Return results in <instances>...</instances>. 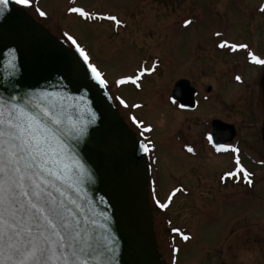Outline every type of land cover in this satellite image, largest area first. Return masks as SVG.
I'll use <instances>...</instances> for the list:
<instances>
[{
  "label": "rangeland",
  "instance_id": "374dc122",
  "mask_svg": "<svg viewBox=\"0 0 264 264\" xmlns=\"http://www.w3.org/2000/svg\"><path fill=\"white\" fill-rule=\"evenodd\" d=\"M246 2L33 0L32 7L25 8L52 33V26L59 27L81 46H86L90 62L98 65L109 81V93L121 116L135 131L137 121L142 122L144 128L150 127L158 159L155 179L164 193L176 184L174 179L180 174L186 182L194 174L191 164L198 162L176 152L174 134L181 129L194 133L206 127L211 111L219 105L213 95L219 96L220 101L231 100L229 121L237 124L244 140L262 144L260 137L255 138L253 133L261 134L264 122V80L261 81L264 68L244 52L220 47L223 41L248 43L256 51L253 54L259 57L262 54L264 23L250 17L247 6L252 3L247 5ZM74 6L116 15L123 23H84L75 14L70 16L66 12ZM40 11L47 15L41 16ZM185 20L192 23L186 26ZM146 68L153 70L140 77L137 81L140 87L131 82L116 83L121 77L138 75ZM236 76L241 77L240 82ZM180 80H188L199 91L201 102L209 95L213 96V102L201 103L194 113L173 109L170 96ZM208 87H211L210 92ZM121 99L126 103L121 104ZM261 168H254L258 178L253 190L225 199L217 186L224 168H219L216 160L198 165L196 173L200 172L205 178L215 175L205 189H199V198L179 199L171 211L175 224L187 227L193 236L189 245L180 244L176 256L171 254L174 257L171 264H264V167ZM164 196L158 199L163 202ZM233 226L237 228L233 232L238 234L239 228L245 227L247 243L239 235L226 240ZM154 230L158 250L160 254L165 252L162 259L169 261L160 218Z\"/></svg>",
  "mask_w": 264,
  "mask_h": 264
},
{
  "label": "water",
  "instance_id": "95a60500",
  "mask_svg": "<svg viewBox=\"0 0 264 264\" xmlns=\"http://www.w3.org/2000/svg\"><path fill=\"white\" fill-rule=\"evenodd\" d=\"M10 63L16 64L14 74ZM16 92L54 105L70 124L85 128L82 137L72 134L66 141L72 149L69 157L83 170L80 192L72 195L98 250L90 264L111 260L105 246L113 241L118 264H166L154 231L148 152L141 147L145 143L114 106L107 88L92 79L79 51L10 0L0 16V93ZM197 94L188 80H180L172 100L181 109L195 110Z\"/></svg>",
  "mask_w": 264,
  "mask_h": 264
},
{
  "label": "snow or ice",
  "instance_id": "6c2138e0",
  "mask_svg": "<svg viewBox=\"0 0 264 264\" xmlns=\"http://www.w3.org/2000/svg\"><path fill=\"white\" fill-rule=\"evenodd\" d=\"M9 3L10 0H0V16L5 14ZM15 3L30 6L33 0H15ZM67 11L85 19H106L116 25L123 23L116 15L93 13L83 7H69ZM39 14L47 15L44 11ZM191 23V20L184 21L186 26ZM65 36L83 57L92 72V79L102 88H108L109 81L98 65L90 62L88 52L76 39L67 33ZM225 46L232 49L249 47L247 44L223 41L220 47ZM248 55L253 62L264 65V59L251 52ZM10 68L14 74L16 64L10 63ZM152 70L146 68L138 75L123 76L116 83L123 85L131 82L140 87L137 81L145 72ZM235 79L239 81L241 77L236 76ZM120 103L126 102L121 99ZM132 119L136 121L135 116ZM148 130H151L150 127ZM72 134L82 137L85 128L70 124L66 116L55 110L54 105L19 92L7 96L0 93V264H90L96 259L97 247L77 211L82 206L72 195L73 192H80L78 177L83 175L82 166L68 155L72 149L66 137ZM207 139L213 141L211 132L207 134ZM141 147L145 152L150 150L147 145ZM216 147L217 150L232 148L222 144ZM187 151L191 153L194 149L188 146ZM234 151L239 152V149ZM236 162L240 164L238 156ZM241 174L252 186V173L246 169L238 168L235 172H228L227 176ZM182 191L186 189L177 187L168 196L167 202L156 199L155 203L161 209H167L173 197ZM172 231L185 241L192 238L180 228H173ZM114 244L115 241L113 246H105V252L112 256L104 264H118Z\"/></svg>",
  "mask_w": 264,
  "mask_h": 264
},
{
  "label": "flooded vegetation",
  "instance_id": "af4514ba",
  "mask_svg": "<svg viewBox=\"0 0 264 264\" xmlns=\"http://www.w3.org/2000/svg\"><path fill=\"white\" fill-rule=\"evenodd\" d=\"M249 3H252V5H248ZM246 4L248 5L247 7V11L250 13V17L252 16L253 19H255V22H263L264 23V10L262 9V6H264V0H247ZM22 7H27V6H23L20 5ZM32 7V5H30ZM35 7V6H34ZM86 11H88V9L84 8ZM67 13L71 15L75 14V13H70L68 11H66ZM89 12H93V13H99L96 12L93 9H90ZM105 15V13H100ZM68 15V14H67ZM77 18H79L81 21H83L84 23H89V24H93V23H101L104 21H109V20H98V19H85L80 17L78 14H75ZM41 23V22H40ZM42 24V23H41ZM43 25V24H42ZM44 26V25H43ZM53 28V34L61 39H63L68 45L74 47L75 45H73L71 43V41L67 38V36H65V33H67L66 31H64L63 29H60L59 27H55L52 26ZM51 33L52 31L49 30ZM113 32H118V30L113 29ZM68 34V33H67ZM247 44L249 47L247 49H232L233 52H244L246 54H248L249 52H255V50H253L251 48V46L248 43H244ZM82 48H84L87 51V47L86 46H81ZM262 50V54H260V58L264 59V49L261 48ZM251 64V63H250ZM262 68H264V65H261ZM261 81L264 80V74L261 76ZM240 82V80H239ZM193 87V86H192ZM209 92L211 91V87H208ZM262 90L264 91V86L262 88ZM198 91V90H197ZM214 97H216V101L219 104L218 108L216 110H212L211 111V116L208 118L207 121V125L206 127L202 128V130L200 131H196L194 133L189 132V130L187 129H181L178 130L177 133H175L174 135L176 136V144H177V153L185 158H189L191 160H196L198 163H192V170H194V174H192V177L189 178V180L186 182V180H184L182 174H180L177 178L174 179V181L176 182V184L169 190H167L166 192L162 193L161 192V187L159 185V183L156 181L155 179V171H156V165L158 163V159H157V153H156V145L154 140L152 139V133H150V131L145 130L142 127V124H139L141 126H136L138 128L137 131H135L136 129L133 127V125L131 123H129V125L131 126V128L136 132L138 138L142 141H144L149 150V156H148V163L149 166L151 168V177H150V185H149V192H150V198H151V206L153 209V216H154V226L156 227V220L158 218H160V224H161V232H162V236H163V242L165 244V249H166V254H169V261L166 260L165 262L167 264L170 263V261L174 258L171 257V254L176 256L178 254L177 251H174L175 249H179L181 245L180 244H188L189 242H191L193 236L191 231L185 227V226H181V225H177L175 224V221L173 218V216L171 215V211L173 210L174 206H176L175 204L179 201V199H188V198H196V196L199 195V189H205L206 185L209 184L215 173L212 174L210 177L207 176V178H205L204 176H202V174L200 172H197V168L199 164L204 163L206 160H216V164L219 165V168L223 167L224 170H221L218 179H217V186H219V188H221L222 190L221 192V196L225 199L227 198H232L235 195L239 196H243L242 194L245 193L247 194L249 192V190H253L254 187V183L256 181V178H258V172L257 170H254V168H258V169H262L261 167H264V142H263V137H264V129H263V125L264 122L262 124V132L261 134L257 131H255L253 133L254 137L257 138L258 136L260 137V140L262 142V144L260 143H247L243 136L240 133L239 128L237 127V124L232 123L231 121H229V114H230V99H222V101H220L218 98H220L219 96L213 95ZM213 96H207L206 99H204L203 102L200 101L199 99V91H198V95H197V108L194 111H188V110H181L179 108V104L176 102H173L171 100V96H170V100L171 103L170 105L172 106L173 109H177L180 112H184V113H194L200 106L201 103H209V102H213L212 101V97ZM219 115V116H217ZM216 121H220L221 124L217 127H215L216 125ZM224 125H230L233 126L234 129L231 130L230 128H227ZM211 132L213 134V141L209 142L207 139V134ZM234 132V133H233ZM174 136V137H175ZM217 144H222V145H231L232 148L230 149H220L217 150L216 145ZM191 146L194 151L193 152H188L187 151V147ZM238 148L239 152H235L234 149ZM239 157L240 159V164L238 165L236 162V157ZM197 167V168H196ZM238 168H243L246 169L247 171L252 173L251 179L254 181L252 186H249L247 184V180L246 178L243 177V175H236L234 177H229L227 176L228 172H235ZM220 171V170H219ZM153 181H155V184L153 185ZM191 182V183H190ZM177 187H182L184 189H186V191H182L180 193H177L173 199L172 202L169 204V207L167 209H161L156 203V199L161 198L162 195L165 194V200L163 202H167L168 200V196L171 194V192L173 191V189L177 188ZM153 188H155V191H153ZM247 192V193H246ZM199 198V196L197 197ZM161 201V200H160ZM156 216L158 218H156ZM162 216V217H161ZM173 228H180L182 229L185 233L190 234L191 235V239L188 241H185L182 239V237L176 233L173 232L172 229ZM242 228V230H241ZM239 228V234L238 232H236L235 229H237L236 227H232L229 229V232L226 236V240L230 241L234 236H238L239 238L243 239L245 243H247L246 241V232L245 231V227H241ZM233 230L235 232H233ZM243 231V233H242ZM156 233V232H155ZM238 238V237H237ZM189 245V244H188ZM187 246V245H185ZM209 254L211 253V249L208 250ZM162 255H165V252L162 251ZM171 264V263H170ZM174 264V263H173Z\"/></svg>",
  "mask_w": 264,
  "mask_h": 264
}]
</instances>
